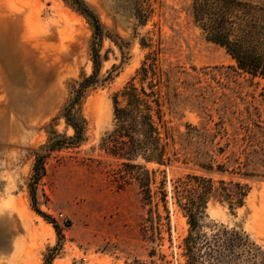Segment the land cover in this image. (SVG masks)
I'll return each instance as SVG.
<instances>
[{
  "label": "rangeland",
  "instance_id": "rangeland-1",
  "mask_svg": "<svg viewBox=\"0 0 264 264\" xmlns=\"http://www.w3.org/2000/svg\"><path fill=\"white\" fill-rule=\"evenodd\" d=\"M83 1L101 24L100 79H110L84 102L85 141L50 153L34 180L48 132L72 136L61 113L75 82L92 73L94 29L70 0H0V264H185L178 247L188 226L177 208L168 206V231L151 241L136 186L118 189L112 180L114 160L100 149L112 125L111 96L140 67L149 51L143 40L150 50L160 43L165 67L206 68L214 75L201 83L204 98L181 89L175 136L186 124L219 120L229 134L228 125L250 120L264 129L260 86L229 70L231 58L204 39L192 19V0ZM139 7L151 9L145 25L137 19ZM195 169L180 152L165 173L174 179ZM249 184L243 207L231 212L211 203L207 222L241 229L264 250V181ZM31 187L47 220L32 208Z\"/></svg>",
  "mask_w": 264,
  "mask_h": 264
},
{
  "label": "trees",
  "instance_id": "trees-1",
  "mask_svg": "<svg viewBox=\"0 0 264 264\" xmlns=\"http://www.w3.org/2000/svg\"><path fill=\"white\" fill-rule=\"evenodd\" d=\"M70 4L94 29L92 73L75 82L62 109L72 136L59 138L54 130L48 132L45 153L35 157L34 180L45 171L44 160L50 153L78 148L85 141L84 102L110 79L109 75L100 79L99 20L83 0H70ZM191 10L204 39L222 48L234 62L228 69L260 86L264 101V0H192ZM136 12L145 25L150 7H139ZM140 45L149 51L133 76L112 94V125L100 141V149L115 163L113 182L118 189L136 186L142 205L147 207L151 241L155 236L161 238L164 228L168 231V206L177 208L188 226L178 247L185 264H264V250L248 234L207 222L206 213L211 203L225 205L231 212L240 209L250 192L249 182L264 181L263 127L254 120L237 128L230 124L229 134L224 121L219 120L212 125L186 124L184 132L175 136L171 125L180 106L181 89H196L204 98L201 83L214 75L206 68L189 73L165 67L160 43L155 50L144 40ZM180 152L196 169L168 179L165 168L179 161ZM30 197L34 212L47 220L36 208L32 187ZM55 231L61 237V230L55 227Z\"/></svg>",
  "mask_w": 264,
  "mask_h": 264
},
{
  "label": "built area",
  "instance_id": "built-area-1",
  "mask_svg": "<svg viewBox=\"0 0 264 264\" xmlns=\"http://www.w3.org/2000/svg\"><path fill=\"white\" fill-rule=\"evenodd\" d=\"M62 218V217H61Z\"/></svg>",
  "mask_w": 264,
  "mask_h": 264
}]
</instances>
